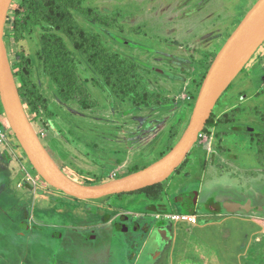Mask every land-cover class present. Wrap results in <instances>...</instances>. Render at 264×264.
Returning a JSON list of instances; mask_svg holds the SVG:
<instances>
[{"label":"rangeland","instance_id":"1","mask_svg":"<svg viewBox=\"0 0 264 264\" xmlns=\"http://www.w3.org/2000/svg\"><path fill=\"white\" fill-rule=\"evenodd\" d=\"M19 1H13L9 11L5 45L13 72L21 69V61H31V80L47 101L39 116L26 107L29 120L69 178L82 185H98L151 165L175 146L188 126L198 94L192 81L198 87L213 55L257 0H81L80 10H71L76 24L98 35L105 48L132 69L137 68L135 73L127 72L125 90L129 93L124 98L106 86L67 38L49 41L46 24H37L32 33L14 39L11 22ZM263 49L264 44L212 113L217 116L236 108L234 125L244 124L243 131L264 134V57H258ZM192 68L194 79L188 90L194 100L188 107L181 101V106L173 107L183 84L187 86L185 74L188 70L192 73ZM139 91L156 95L158 106L151 103L137 109ZM0 124L6 132V141L0 146V264H126L124 258L131 256L129 249L134 245L126 240L124 229L116 232L113 224L129 210L137 211L132 206L138 200L174 196L192 180L200 182V187L232 183L239 190L264 184V150L255 156L254 138L241 131L228 132L224 138L216 135L212 152L218 153L203 161L206 151L201 146L211 137L207 127L183 165L154 190L80 201L50 187L36 173L9 129L1 104ZM211 133L215 134L212 129ZM220 188L219 184L215 192ZM201 211L207 217H199L198 226L191 227L185 221L174 225L176 232L189 228L186 236L192 239L183 245L198 250L190 255L212 264H252L248 260L253 259L255 244L262 248L264 233H257L261 228L244 219L249 215L224 218L217 215L223 213L220 209L218 213L213 208ZM29 224L32 231L26 233ZM65 237L71 242L62 252ZM257 237L262 239L259 244ZM193 239H198L197 243ZM248 248L251 251L246 260ZM178 255L173 257L175 263L182 257ZM184 259L182 264H197Z\"/></svg>","mask_w":264,"mask_h":264},{"label":"water","instance_id":"2","mask_svg":"<svg viewBox=\"0 0 264 264\" xmlns=\"http://www.w3.org/2000/svg\"><path fill=\"white\" fill-rule=\"evenodd\" d=\"M12 3L13 0H0V104L3 113L9 129L36 173L50 187L80 201L139 192L166 181L186 160L216 103L264 41L263 36L247 52L251 36L264 21V0H257L216 53L200 85L188 126L175 146L141 170L98 185H82L69 178L45 149L20 98L4 38ZM194 186L192 190L197 188ZM191 199L193 205L196 193H192ZM216 204L228 215L264 214V193L256 200L233 193H219Z\"/></svg>","mask_w":264,"mask_h":264},{"label":"trees","instance_id":"3","mask_svg":"<svg viewBox=\"0 0 264 264\" xmlns=\"http://www.w3.org/2000/svg\"><path fill=\"white\" fill-rule=\"evenodd\" d=\"M80 3L81 0H20L13 9L14 18L11 22V28L13 29L14 39L19 40L23 34L32 33L33 27L37 24H46L50 32L48 34L50 39L49 41L54 40L59 36L67 38L72 43L73 48L79 52V54H81L93 67V69L103 78L106 86L109 87L118 98H124L125 95L127 96L129 93L125 90V86H128L129 80L126 77L128 74L127 72L128 70H136L137 68L132 69L130 65L124 63V60L119 59L116 53L110 52L107 48H105L99 41L98 35L90 34L76 24L71 14V10H80ZM8 18L6 25L10 23ZM5 37L6 34L4 33V38ZM215 55H213V57H215ZM21 62V69L13 72L17 89L20 98L23 101L25 110L27 107L31 113L35 114V116H39L41 110H46L47 101L39 93L36 85L31 80V61L23 60ZM11 67L13 70L14 66ZM134 70L133 73L136 72ZM205 75H203L200 84L196 87V90L200 88ZM193 83L196 86L194 81ZM61 96L65 97L63 93H61ZM155 96L156 95L148 91L137 92L136 98L138 100L135 101L136 107L142 105H144V107H148L151 103L153 107L158 106L159 102H157L158 100H156ZM139 101L140 103H138ZM236 111L237 109L229 111L220 116L216 121V117L212 113L205 128H217V137L226 136L228 135V132H240V127L233 125V122L235 123L236 120V118H234V113ZM249 135L255 140V147L257 148L255 152H258V156L264 150L262 148L264 147V134L254 131L253 134L249 133ZM145 167L147 166H144L143 168ZM141 169H135L131 173ZM159 185L146 188L144 191L154 190ZM157 198L159 199V197ZM157 198L154 199V197H152L151 199L156 200ZM211 202H213V199H211ZM213 209L216 213H218L219 209L215 206V204ZM183 213L192 214L193 210H184Z\"/></svg>","mask_w":264,"mask_h":264},{"label":"crops","instance_id":"4","mask_svg":"<svg viewBox=\"0 0 264 264\" xmlns=\"http://www.w3.org/2000/svg\"><path fill=\"white\" fill-rule=\"evenodd\" d=\"M211 37H213L211 39H215V38L217 39V36H211ZM218 42H219V39L217 41H215V44H213V49H214V46L216 44H218ZM263 44H264V41L258 47V49L254 53V55L257 54L258 50L261 48V46ZM211 45H212V43H211ZM196 46H197V44H196ZM155 55H157V54L155 53ZM254 55L245 64V66L243 67V69L241 70V72H243L245 70L247 64L252 60V58L254 57ZM184 56H185V59L188 61V63H190V61L188 60V57H186V53H184ZM258 57H260V58L264 57V49H263L262 54L259 55ZM189 65H192V64L190 63ZM192 70H193L192 73H191L190 70H188V72L185 74V78L186 79L188 78L187 86L185 87L184 84L182 83L183 84V88H181L180 92L178 93V95L176 97L177 101L175 103H173V105H172L173 107H176V105H179L180 104V101H181V103H182L183 106H187V107L190 105V103L193 102V96L194 95L192 94V91H189L188 90L189 87H190V84H191V80L194 79L193 73H194L195 69L192 68ZM263 72H264V67H263ZM263 75H264V73H263ZM193 81H192V84L196 88V86L194 85ZM262 81H264V78H262ZM178 96L179 97H182V96L183 97H186V99H183L182 98V100H180V98ZM179 106H181V105H179ZM136 108L139 109V108H145V107H144V105H142V106H139V107H136ZM146 108H148V107H146ZM234 109H236V108H233V109L230 108L228 111L225 110L223 112H218V115L215 116L216 117L215 121L218 120V118L220 116H222L223 114H225V113H227L229 111H232ZM155 121H157V120H155ZM234 124H236V123H233V125ZM243 125L244 124H241L239 126L241 132L248 134V136H250L249 133L250 134H253L254 133L255 130L252 131L250 129L249 130H246V131H243V129H242L244 127ZM211 129L215 132L214 135H212ZM211 129L208 132V133L211 134L210 135L211 137L210 138L207 137V140L206 141H203V143L201 142L202 143V146L204 144V146L203 147L201 146V148H203L206 151L205 152L206 155H205L203 161L204 160H208L210 158H214L215 153H218L215 150L212 152V148L214 147L213 145H214V143L216 145V141H217V138H216L217 128L213 127ZM224 137L225 136H222V138H224ZM3 144H4L3 142H0V146L1 145L3 146ZM214 149H215V147H214ZM254 154H255V156H257V153L256 152ZM210 167L215 168V165L214 164H210ZM222 171H223V169H222ZM223 173L224 172H222V175L227 176V174H223ZM203 174H202V177H203ZM254 182H256V181H254ZM199 184H200V182H199ZM219 184L220 185H223L221 183H218V182L215 183L214 182L212 184H209L207 187L206 186L200 187V191H198L196 193L195 203H193V206L196 204L195 205L196 206L195 207V210L193 211L192 214H188V215L195 216L197 218V223L196 224H191L190 222L185 221L186 224H188L191 227H196V226H198V219H199V217H207L206 216L207 213H204L203 211H201V209H203V208L202 207L200 208V200H198L197 196L199 194V198H201V196L204 193H206L208 190L209 191H213V189L216 190V188H217V186ZM259 185H263L264 186V184H259ZM226 186H228V187H231V186L232 187H235V185H232V183L229 184V185H226ZM197 187H199V186H197ZM236 188H238V187H236ZM248 194L247 195L246 194H241V196H245V197L251 198ZM118 196H120V195H118ZM153 201H155V200H152V199L145 200V201L138 200L137 202H135L136 204L134 202H132V203L129 202L130 205L131 204H135V206H132L131 205L132 206V209L133 208L137 209V211H131V210H129V213L130 214H133V213L139 212V211H141L140 210L141 208L147 207V206H150L151 204H153L154 203ZM117 209L120 210L121 208H117ZM122 209L124 210V208H122ZM152 211H154V212H151V213L149 212L148 215L139 214L137 216V220L140 222V225H143L145 223L147 225V228H146V230L144 232L138 231L136 234H134L133 241H135L134 242L135 243V246H134L133 249L132 248H131V250L129 249V251L131 252V256L129 258H127L128 255L126 254V258H124V261L126 260L125 263L126 264H182V261H183L184 257H186L185 259H190V261H193V260L197 261L195 259V256L190 255V253H192L194 251V249L193 248H189V247L183 245V242H185V244L186 243L190 244L188 241L190 239H192V238L186 236V233L189 231V228H188V230L184 229L183 231H180V232L177 231L176 232V229H175V226H174L175 223H177L176 221H164L163 218H160L162 215L159 214V211H156L155 209L152 210ZM204 211H206V210H204ZM154 214H157V215H154ZM217 215L219 217L224 216V218L230 217V216H227L228 214H225V213H219ZM238 216L239 215H233L232 217H235L236 218ZM244 219L246 221H249V222H254L256 225H258L261 228L257 233H264V214H250L247 218H244ZM172 229H174L175 232H173ZM31 231H32V228H31V226L29 224L26 233H31ZM65 231H67V230L65 229ZM21 233H23V232H21ZM68 234L66 232L65 233V236H67ZM56 235L58 236V234H56ZM75 235L76 236H79L77 234H75ZM70 236H71V239H73V238L75 239V236H73L71 234H70ZM245 237H246V235H245ZM263 237H264V235H263ZM195 238H197V237H195ZM76 239H78L81 242V239H79L78 237H76ZM193 240L195 242H196V240L198 241V239H193ZM99 241H101V240H99ZM178 241L180 242V246L175 247L176 242H178ZM260 241H262V239L261 238L259 239L257 237L256 238V243L259 244ZM70 242H71V240L69 241V239H67L65 237V239L63 241L64 247H62V249H61L62 252L67 251V248L65 247V245H67V243L70 244ZM252 247L253 246H251V248ZM251 248H248L247 252L245 253L246 260H248V255H249V252L251 251L250 250ZM197 251L198 250H195L194 253H196ZM252 252L254 253V256H252L253 259L248 260V262H252V264H264V244H263L262 248H261V246L260 247H257L256 244H255L254 249H253ZM176 253L181 254L182 257L180 258L179 261H177L175 263V261L173 260V257L175 255L177 257H179V255L176 254ZM67 258H69V257H67ZM212 259H213L214 263L217 262V260L214 257ZM203 260L204 261H197V264H212L209 261L207 262L205 259H203Z\"/></svg>","mask_w":264,"mask_h":264},{"label":"flooded vegetation","instance_id":"5","mask_svg":"<svg viewBox=\"0 0 264 264\" xmlns=\"http://www.w3.org/2000/svg\"><path fill=\"white\" fill-rule=\"evenodd\" d=\"M183 163L181 164V166L183 165ZM178 169H176L175 172ZM192 181L193 182H191V183L186 182L182 191H179L178 193H176V195L170 196V197L167 196V198H163L167 203H165V201H163V199L160 200L161 199L160 198V199H157V200H159L158 202H156V200H155V202L153 204H151L150 206L141 208L140 209L141 211H139V212H136L133 214L129 213L128 215L122 214L119 217H117L118 216L117 215L116 216L117 219L114 221V224H113V230L118 232L123 228L125 233L127 234L126 236H128L126 240H129V241L132 240V243L135 246V243H134L135 241H133L134 234H136L138 231L144 232L147 228V225L145 223L143 225H140V222L137 220V216L139 214L148 215L149 212L150 213L154 212V211H152L154 209L156 211H159V214L164 215V216L173 215V214H176V215L184 214L183 213L184 210L192 209L194 211L196 204L194 206L192 205L191 195H192V193H197L198 191H200V184L198 181L196 182V180H192ZM192 185H196L199 187H197L195 190H192L191 189ZM196 186H194V187H196ZM263 189H264V186H262V185H260V186L255 185L254 187H252V189H246V190H239L236 187H232V186L227 187L226 185H221V188L219 191L215 192L214 189H213V191L208 190L206 193H204L201 196V198H199V194H198L197 198H198V200H200V208L202 207L203 210L209 211V210H211V208H213L214 204H215V206H217L216 199L219 196V193H233V194H236L238 196H241V194H243L245 192L246 195L249 193L248 195L251 197V199L256 200L258 197H260L262 195ZM252 191H253V193L251 194ZM211 199H213V202H211ZM170 203H172V205ZM106 218L108 219V217H105V219ZM163 220L167 221L164 218H163ZM120 234L123 235V233H120Z\"/></svg>","mask_w":264,"mask_h":264},{"label":"built area","instance_id":"6","mask_svg":"<svg viewBox=\"0 0 264 264\" xmlns=\"http://www.w3.org/2000/svg\"><path fill=\"white\" fill-rule=\"evenodd\" d=\"M203 136V133L200 134L199 137ZM6 141V132L2 125L0 124V142ZM167 221H187L190 222L191 224H196L197 223V218L192 215H166L163 217Z\"/></svg>","mask_w":264,"mask_h":264},{"label":"bare ground","instance_id":"7","mask_svg":"<svg viewBox=\"0 0 264 264\" xmlns=\"http://www.w3.org/2000/svg\"><path fill=\"white\" fill-rule=\"evenodd\" d=\"M264 36V21L260 25L255 33L251 36L249 43L247 45V52L251 50Z\"/></svg>","mask_w":264,"mask_h":264},{"label":"clouds","instance_id":"8","mask_svg":"<svg viewBox=\"0 0 264 264\" xmlns=\"http://www.w3.org/2000/svg\"><path fill=\"white\" fill-rule=\"evenodd\" d=\"M202 134V133H201ZM39 136V135H38ZM173 215H176V214H173ZM180 215H188V214H180Z\"/></svg>","mask_w":264,"mask_h":264}]
</instances>
